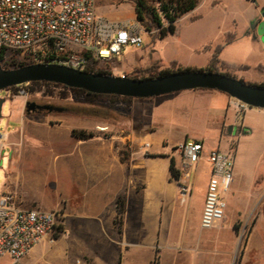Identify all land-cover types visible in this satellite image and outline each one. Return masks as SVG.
Wrapping results in <instances>:
<instances>
[{"label": "rangeland", "instance_id": "obj_1", "mask_svg": "<svg viewBox=\"0 0 264 264\" xmlns=\"http://www.w3.org/2000/svg\"><path fill=\"white\" fill-rule=\"evenodd\" d=\"M95 5L96 12L110 20L136 19L134 0H95ZM148 5L156 7L157 3L148 0ZM234 18V14L229 11H223L220 6H212L210 0H203L197 9L182 16L176 22L175 35L158 40L157 30L147 31L143 26L146 35L143 36L144 46L141 49L128 47L123 57L109 62H98L97 68L113 76L125 75L140 79L162 70H174V62L185 66L203 67L210 62L216 48L224 46V34L232 29L233 20L239 28H243L244 23ZM227 39L229 37H226ZM207 46L210 47L205 49ZM221 57L232 67L243 64L253 67L245 76L246 83L250 81L249 75L257 77L264 73L263 70L256 69L258 63L264 62V54L243 50L240 45L224 48ZM19 63L20 60L7 55L0 65L15 67ZM213 70L237 78L233 69L221 63H214ZM29 87V85H20L11 89L10 96L2 107L0 155L5 154V156L0 165V191L12 195L21 208L55 211L58 213V227L52 237L54 242L45 240L43 244L40 243L30 257H26L25 263L65 264L79 258L86 264H103L98 255L111 258L115 255L112 246H97L92 239L81 235L82 229L79 227L68 228L64 235L65 217L63 207L60 205L59 174L54 171V165L59 160L56 157L67 151L76 141L72 137V131L91 132L100 136L122 135L129 132L128 121L133 100L129 105L127 102L118 101L112 108L106 101L86 103L70 95L66 100L48 99L42 95L45 88L39 93L31 94ZM21 91H24L23 95L20 94ZM53 91L59 93L58 91L64 90L54 88ZM182 94L191 96L185 103L191 115L190 120L184 122L182 127L185 135L189 137L188 140L196 139L195 141L201 142L202 140L197 139L204 138L208 149H218L219 145L215 137L210 134L212 127L207 113L210 105L213 108L217 104L212 103L207 93ZM0 97L4 98L5 92H1ZM32 100L51 102L67 108L70 112L27 116L25 102ZM83 107L85 109L81 110ZM198 108L203 109L198 110ZM250 110L245 117L244 113L238 116L239 123L244 118V124L252 128V134L244 133L247 134L248 139H243L242 132L238 131L228 141V152L224 145H220L219 148L233 158L234 173L239 177L237 192L232 197L225 196L229 212L234 210L240 212V217L234 225L236 235L212 236L211 239L215 242L218 240V244L208 242L206 249H210L211 253L207 255L209 258L204 264H264V147L262 146L264 119L261 116L262 110ZM92 114L96 116H91ZM102 115H106V119L102 118ZM135 116L138 117V110ZM104 128L106 129L102 130ZM223 135H227V132L223 131ZM8 162L9 170L11 171L13 166L15 171L19 172V176H4L3 169L8 168ZM206 171L203 167L199 171L200 180H204ZM12 179L15 180L13 185ZM199 182L197 181V188L202 190L203 186ZM193 230L195 234L200 235L198 229ZM6 263L5 260L0 261V264Z\"/></svg>", "mask_w": 264, "mask_h": 264}, {"label": "crops", "instance_id": "obj_2", "mask_svg": "<svg viewBox=\"0 0 264 264\" xmlns=\"http://www.w3.org/2000/svg\"><path fill=\"white\" fill-rule=\"evenodd\" d=\"M202 1H199L196 9ZM210 2L214 7L220 6L223 11L234 14V19L244 23L243 28H239L233 20L232 29L224 34V46L216 48L205 66H185L179 62H174V65L205 69L212 62L221 63L233 69L237 79L244 81L248 70L250 72L253 67L244 64L232 67L222 60L221 52L224 48L240 45L243 50L264 54V44L255 28L257 22L264 21V0ZM226 37L229 39L226 40ZM256 69L264 71V62L258 63ZM263 75H249L250 81L247 83L264 84ZM184 92L207 93L212 103L217 104L213 108L210 105L207 113L212 127L210 134L215 137L219 148L224 145L227 151L228 141L238 131L242 132L243 139H248L244 131L252 134V128L244 124V118L239 123L227 95L211 90L182 91L149 99H133L129 132L110 136L94 134L87 140H76L67 151L56 157L59 160L54 165V171L59 174L60 205L65 217L64 235L68 228L79 227L82 229L81 235L92 239L97 246H112L115 255L111 258L98 255L103 264H204L211 253L210 249H206L208 242L218 244V240L215 242L211 239L212 236L236 235L234 225L240 212L234 210L230 213L227 202L226 216L222 222L211 230L200 228L210 175L205 161L200 163L188 181L191 192L185 196H181L179 182L170 174L171 159L175 162V168L180 162L179 152L173 149L189 139L182 127L184 122L190 120L185 103L191 96L182 94ZM247 111H251L250 108ZM261 116L264 119V110ZM223 131L227 135L224 136ZM197 140L204 143V138ZM262 140L264 147V135ZM144 144H149V148H144ZM122 150L127 154L125 162L120 160L119 152ZM3 156L0 155V165ZM200 166L207 170L204 180L198 176L202 169ZM9 171L8 162V168L3 169L4 176H19L13 166L12 172ZM14 181L11 180L12 185ZM197 181L203 186L202 190L197 188ZM238 183L239 177L234 173L231 189L225 196L232 197L237 192ZM118 200L123 208L121 224L117 222ZM195 228L200 235L194 233ZM39 245L33 248L28 258Z\"/></svg>", "mask_w": 264, "mask_h": 264}, {"label": "built area", "instance_id": "obj_3", "mask_svg": "<svg viewBox=\"0 0 264 264\" xmlns=\"http://www.w3.org/2000/svg\"><path fill=\"white\" fill-rule=\"evenodd\" d=\"M144 35L142 24L134 18L110 20L99 15L95 0H0V51L28 64L52 63L85 71L88 56L97 62L117 60L128 47L141 49ZM11 88L3 91V99L9 98ZM230 104L237 116L249 109L235 99ZM143 147L149 148V144ZM177 151L181 196L191 192L188 181L194 169L202 161L209 166L200 228L211 230L225 218L233 158L218 149L206 150L203 142L195 140L182 142ZM57 227L55 211L24 209L12 195L0 194V261L26 264L33 248L45 240L54 242ZM65 264L86 263L76 259Z\"/></svg>", "mask_w": 264, "mask_h": 264}, {"label": "water", "instance_id": "obj_4", "mask_svg": "<svg viewBox=\"0 0 264 264\" xmlns=\"http://www.w3.org/2000/svg\"><path fill=\"white\" fill-rule=\"evenodd\" d=\"M264 17V12L262 14ZM264 44V21L257 26ZM31 82H48L97 95L149 99L191 90H211L227 95L250 109L264 110V86L246 83L218 72L191 70L147 79L95 74L52 63H36L0 69V92ZM5 99H0V117ZM27 107V104L25 105ZM50 110L48 106L38 107ZM28 110V108H27ZM245 133V131H244Z\"/></svg>", "mask_w": 264, "mask_h": 264}, {"label": "trees", "instance_id": "obj_5", "mask_svg": "<svg viewBox=\"0 0 264 264\" xmlns=\"http://www.w3.org/2000/svg\"><path fill=\"white\" fill-rule=\"evenodd\" d=\"M152 1V0H151ZM200 0H153V2L157 3L156 7H150L148 5V0H134V10L136 14V20L144 26V28L147 31L151 30H157L158 31V40H163L169 35H174L177 31L176 28V22L184 15L194 11L196 7L198 6ZM4 55L0 51V62L3 61ZM88 65L86 68V72H91L95 74H103V75H111L107 71L101 70L97 68L98 62L93 60L91 57L88 56ZM213 62L211 65L205 69H190V68H181L176 67L174 65V70H162L158 72L157 74L151 73L146 78H140V79H147V78H156L159 76H165L169 75L171 73L175 72H181V71H191V70H207L209 72H217L213 70ZM30 64H26L24 62H21L17 64L15 67H10L8 65H0V69L9 70L10 68H18L21 66H26ZM219 73V72H218ZM224 74V73H221ZM227 75V74H224ZM230 76V75H227ZM134 79H138L135 77ZM251 84V83H249ZM29 91L31 94L39 93L42 91L43 88H45V91H42V95L45 98L48 99H56V100H66L68 98V95L75 97L76 99H82L86 103H93L97 101H106L109 103V105L113 108L118 101H124L127 102L129 105L130 102L133 100L132 98L128 97H120V96H114V95H97L92 94L89 92H86L84 90L79 89H71L67 88L65 86L54 84V83H48V82H31L28 84ZM259 86H264V84H255ZM16 87H12L11 89H14ZM54 88H61L64 91L59 93H55L53 91ZM73 109V108H72ZM83 107L81 110H84ZM76 110V109H73ZM91 116H96L92 114ZM102 118L106 119V115H102ZM94 134L91 132H76L72 131V137L75 138L78 141H84L91 137H93ZM120 153V160L121 162H125V156L127 154L122 150ZM170 174L172 178L178 180L179 178V172L175 168V162L173 159H171L170 162ZM123 213V208L120 200H118V207H117V222L121 224V216Z\"/></svg>", "mask_w": 264, "mask_h": 264}, {"label": "flooded vegetation", "instance_id": "obj_6", "mask_svg": "<svg viewBox=\"0 0 264 264\" xmlns=\"http://www.w3.org/2000/svg\"><path fill=\"white\" fill-rule=\"evenodd\" d=\"M261 21L257 22L255 24V28L257 29L258 24ZM1 94V92H0ZM3 97H0V99H2ZM27 104V107L25 106V113L27 114V116H34L37 114H44V113H66V112H70L67 108L63 107V106H58L55 105L51 102H38V101H26L25 105ZM44 106H48L50 108V110H45V109H39L38 107H44ZM28 108V110H27ZM242 134V133H241Z\"/></svg>", "mask_w": 264, "mask_h": 264}, {"label": "bare ground", "instance_id": "obj_7", "mask_svg": "<svg viewBox=\"0 0 264 264\" xmlns=\"http://www.w3.org/2000/svg\"><path fill=\"white\" fill-rule=\"evenodd\" d=\"M249 153V152H248ZM242 155H244V154H242Z\"/></svg>", "mask_w": 264, "mask_h": 264}]
</instances>
